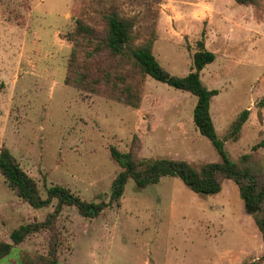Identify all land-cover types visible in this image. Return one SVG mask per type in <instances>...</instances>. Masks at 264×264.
<instances>
[{
	"label": "rangeland",
	"instance_id": "1",
	"mask_svg": "<svg viewBox=\"0 0 264 264\" xmlns=\"http://www.w3.org/2000/svg\"><path fill=\"white\" fill-rule=\"evenodd\" d=\"M114 10L133 19V47L150 44L173 75L192 71L203 41L216 56L201 78L219 91L211 103L218 138L234 162L245 155L264 160V147L254 150L264 142V0L257 7L235 0H0V149L8 148L42 191L58 185L96 203L109 201L121 171L110 147L195 168L222 160L194 124L195 96L144 75L133 59L114 63L103 48L92 58L99 41L80 43L78 69L91 64V78L108 69L124 75L141 97L138 108L104 95L103 85V94H95L66 84L74 47L67 36L76 21L102 38L104 16ZM245 110L249 118L234 138ZM53 210L21 201L0 174L1 241ZM57 228L60 264H257L264 255L262 235L230 180L210 196L175 177L144 189L130 180L120 203L98 218L65 207ZM50 235L15 247L9 258L17 260L10 262L20 264L22 252L46 255Z\"/></svg>",
	"mask_w": 264,
	"mask_h": 264
},
{
	"label": "trees",
	"instance_id": "2",
	"mask_svg": "<svg viewBox=\"0 0 264 264\" xmlns=\"http://www.w3.org/2000/svg\"><path fill=\"white\" fill-rule=\"evenodd\" d=\"M241 6H260L261 0H235ZM105 33L102 38L98 32L83 20L76 21V29L67 38L74 42L72 57L69 60L66 84L79 90L103 94L100 89L104 86L108 97L138 108L141 97L135 93L124 75L114 74L111 69L102 70L98 76L91 78L93 67L87 65L83 70L77 66V48L84 40L88 43L99 41L100 47L89 52V56L96 58L101 52L111 58L114 63L120 59L127 62L132 59L138 64L144 75L168 86L188 92L197 98L194 109V124L200 134L211 141L220 154V162H212L195 168L186 161L172 159L138 160L129 152L123 153L115 147H110L111 158L118 164L121 171L111 186L109 201L87 202L75 195L68 188L52 186L42 191L36 181L21 167L8 148L0 149V174L8 187L24 203L33 209H45L54 206L53 212L48 214L42 222H31L15 229L10 235V242L0 240V262L8 257L15 246L24 243L38 233L48 231L50 235L49 250L46 255H34L22 252L20 264H60L59 253L62 245L57 221L65 207H74L78 213L87 219L98 218L114 203L119 204L126 186L133 180L137 187L144 189L160 182L163 177L179 178L191 191L198 195H217L222 191L223 181H233L239 188L244 201L245 212L251 216L264 242V160H252L245 155L241 163L232 161L225 151V144L217 135L211 115L212 99L219 94L218 90H211L202 81V71L216 60L213 52L206 49L203 41L198 42V50L193 56L192 71L179 77L171 74L156 59L150 44L133 47L132 18L122 17L117 11H111L104 16ZM98 49V50H96ZM261 117V114H260ZM249 118V110L243 111L234 124L232 137L235 138ZM264 147V142L256 145L254 150ZM264 262V255L259 260Z\"/></svg>",
	"mask_w": 264,
	"mask_h": 264
},
{
	"label": "crops",
	"instance_id": "3",
	"mask_svg": "<svg viewBox=\"0 0 264 264\" xmlns=\"http://www.w3.org/2000/svg\"><path fill=\"white\" fill-rule=\"evenodd\" d=\"M15 247H18V245L17 246H15ZM15 247H14V249L12 250V252L15 250ZM11 252V253H12ZM20 253V251L18 252V254ZM6 259V260H5ZM5 259H3L1 262H0V264H12V263H14L13 261H16L17 259H10L9 258V256L8 257H6ZM10 259V260H9ZM11 260H13L12 262H10Z\"/></svg>",
	"mask_w": 264,
	"mask_h": 264
}]
</instances>
